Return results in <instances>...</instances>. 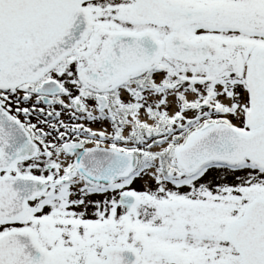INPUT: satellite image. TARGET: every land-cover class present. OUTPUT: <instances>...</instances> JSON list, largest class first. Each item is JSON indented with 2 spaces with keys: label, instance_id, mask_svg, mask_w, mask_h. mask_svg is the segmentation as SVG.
I'll list each match as a JSON object with an SVG mask.
<instances>
[{
  "label": "snow or ice",
  "instance_id": "snow-or-ice-1",
  "mask_svg": "<svg viewBox=\"0 0 264 264\" xmlns=\"http://www.w3.org/2000/svg\"><path fill=\"white\" fill-rule=\"evenodd\" d=\"M0 264H264V0H0Z\"/></svg>",
  "mask_w": 264,
  "mask_h": 264
}]
</instances>
